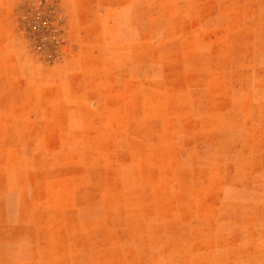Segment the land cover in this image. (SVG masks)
<instances>
[{
    "label": "rangeland",
    "instance_id": "rangeland-1",
    "mask_svg": "<svg viewBox=\"0 0 264 264\" xmlns=\"http://www.w3.org/2000/svg\"><path fill=\"white\" fill-rule=\"evenodd\" d=\"M0 264H264V0H0Z\"/></svg>",
    "mask_w": 264,
    "mask_h": 264
}]
</instances>
